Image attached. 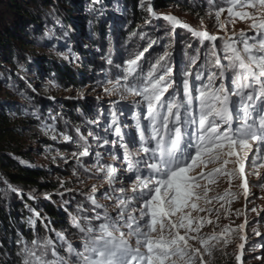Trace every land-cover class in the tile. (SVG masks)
I'll list each match as a JSON object with an SVG mask.
<instances>
[{
	"label": "snow or ice",
	"instance_id": "1",
	"mask_svg": "<svg viewBox=\"0 0 264 264\" xmlns=\"http://www.w3.org/2000/svg\"><path fill=\"white\" fill-rule=\"evenodd\" d=\"M143 3L141 0L142 6ZM222 3L225 7L213 5V8L218 27L225 31L224 36L192 29L172 14L162 16L174 31L177 27L188 29L194 37L200 38L201 43L213 42L210 66L202 68L194 79L191 68L183 72L182 95L175 90L173 68L161 65L168 53L151 64L146 75L142 74L138 62L147 49L126 60L125 75L115 81L109 80L110 87L103 89L105 94L118 95L120 100L126 94L136 98L131 103L139 109L134 113V119L140 146L133 152L129 144H121L125 149L127 171L131 174L126 179H131L132 175L135 179L130 186L131 195L117 198L115 218L105 212L103 217L96 215L74 221L84 235V251L75 252L78 264H210L217 243L227 245L230 242L228 234L235 229L225 225L219 234L213 232L202 236L200 231L204 222L212 221L207 217H194L191 212L213 211L201 207L197 203L200 200L208 205L215 199L224 200L225 196L236 198L230 190L224 195L208 196V184L214 183L216 176L227 177L229 184L238 176L239 187L247 199L245 162L250 160L254 167H264L260 162V153L264 152V0H222ZM148 11L153 18H161L151 5ZM225 11L233 20L248 21L256 35L248 36L243 30L229 35L226 24L233 20L221 19ZM217 41L223 42V58L218 54ZM196 59L198 57L193 58L192 63ZM222 59L227 63H222ZM202 76L207 77V83ZM226 79L231 80L230 85H226ZM170 88L175 90V95L169 93ZM111 126L123 141L115 113ZM52 139H56L55 135ZM70 139V136H64L65 141ZM254 147L255 158L250 156ZM87 155V148L79 152V156ZM233 157L235 159H231ZM209 164L216 166L209 169ZM229 164L234 167L227 168ZM97 171L105 174L109 186L113 184L117 173L115 167L107 164ZM256 175L264 179L259 171ZM201 180L205 183L201 184ZM8 187L12 189L11 185ZM96 192L93 185L88 199L96 207H102L95 200ZM120 192L124 194L125 190L121 188ZM134 201L141 202L138 216L128 211ZM227 211L225 209V215ZM236 214L240 215V210L237 209ZM93 219L101 222L93 224ZM82 220H87L89 226L81 227ZM246 224L247 219L238 225L239 230L243 231ZM60 238L65 239L62 235ZM240 239L245 237L241 235ZM190 240L197 241L200 247H194ZM32 244L33 248L22 250L26 253L23 264H66L63 258L57 257L50 239H45L43 244L33 240ZM50 247L52 260L47 258ZM238 248L243 250L244 244H239ZM72 251L69 244V252ZM235 259L239 262L241 255L237 254Z\"/></svg>",
	"mask_w": 264,
	"mask_h": 264
},
{
	"label": "rangeland",
	"instance_id": "2",
	"mask_svg": "<svg viewBox=\"0 0 264 264\" xmlns=\"http://www.w3.org/2000/svg\"><path fill=\"white\" fill-rule=\"evenodd\" d=\"M145 1L147 0H144V3H146ZM106 2L109 5L105 8L106 13H103L102 5ZM187 3L197 5L199 12L196 14L184 10L183 6ZM213 5L217 8L225 7L222 0H175L161 10L153 8L161 18H153L151 13L147 14L146 19L142 21L143 24L140 23L139 25L138 23L139 26L131 32V35L127 34V30L135 24L132 25L133 19L129 16L131 3L128 0H103L98 5L96 3L97 14H92L90 20L84 16L82 9H74L75 13L71 16L77 24L72 35L76 39L75 45L77 46H73L71 49H68V47L52 49V52L47 50V53L54 55L53 58L64 67L63 70L71 69L74 72L75 69L79 68L85 76L79 75V71L77 72L78 86L58 83L54 79L48 80L43 75L40 76L39 80L37 78H33V80L37 85L40 84L39 88L42 94L52 97V99L87 97L89 102L86 114L79 115L77 124L72 125V123L67 122L64 114L66 107L54 103L51 107L49 105L42 106L40 110L39 108H23L27 114L30 112V121L27 119L26 122L18 124L21 126L19 139L22 147L29 153V161L24 160L23 163L25 165L28 163L32 167L48 172L51 182H55L58 187L57 193L65 194L78 191L82 194L80 195L82 203L74 204L77 210L74 209L72 215L66 212L68 215L67 224L76 228L74 222L76 219L82 217L94 218L96 215L103 217L105 212L115 218L117 215V198L123 199L125 196L131 195L130 186L135 176L132 175L131 179H126L131 174L127 171V162L124 160L125 149L121 147V144H129L133 152L139 148L140 137L136 131L134 119V113L139 109L131 103L133 99H136L131 95L126 94L124 99L120 100L118 95L105 94L103 89L110 87L107 82L109 80L115 81L124 76L126 68L124 62L147 49L142 60L138 62L142 74L146 75L151 64L156 63L160 56L168 53L169 55L165 61L161 62V65L164 68H173L175 90H178L182 95L183 72L191 68L193 70L192 78L194 79L202 68L209 67L212 59L213 42L205 41L201 43L200 38L194 37L188 29L177 27L174 31L173 26L162 16L172 14L183 23L190 25L192 29L206 30L210 34L224 36L225 31L218 27ZM141 6V0H138L137 9ZM84 9L90 10L91 7L86 6ZM94 19H97L99 26L100 22L105 24L103 32L100 33L99 27L96 29L92 27L91 22ZM221 19L233 20V18L227 16L226 11L221 14ZM146 21L148 22L146 23ZM226 29L229 35L233 32L239 33L241 30L248 36L256 35L255 30L250 28L249 22L242 21L239 18H234L233 22L227 23ZM86 32L90 38L83 35ZM90 39L92 41H89ZM216 43L218 54L223 58V42L217 41ZM195 57H198V59L195 63H192V59ZM109 60L111 63H109ZM222 63L226 64L227 61L222 59ZM68 76L72 77V73L68 72ZM201 79L207 83L206 76H202ZM225 83L230 85L231 80L226 79ZM197 86H199L198 82ZM175 90L170 88L169 93L175 95ZM165 95L167 96L168 93ZM113 101H118V103H113ZM48 108L50 109L48 110ZM74 112L78 114V109H75ZM113 113L117 115L118 121H120L123 141L116 135L115 128L111 126ZM52 128H54V131L51 130ZM150 134L151 129L148 132V135ZM53 135L56 139H52ZM65 135L70 136L71 139L65 141ZM105 140H108L109 143L105 144ZM112 141H116V143L114 144ZM85 148L88 149V155L79 156V152ZM74 153L76 156L73 155ZM250 156L255 158V147ZM260 162L264 163V152L260 153ZM107 164H111L117 169L116 178L111 186L105 181V174L97 171L98 168ZM214 166L216 165L209 164L208 168L211 169ZM226 167L232 168L234 165L229 164ZM195 171H199V169ZM257 171L264 175V167H254L250 160L245 162V178L249 189L247 199H245L243 190L239 187L240 180L238 176L231 180V184H229L227 177L216 176L214 177L215 182L208 184L210 189L208 196L224 195L226 190H230L236 198L225 196L224 200L215 199L208 205L200 200L197 203L201 207L212 208L213 211L197 212L192 210V216L207 217L212 221L211 223L204 222L200 231L202 236H207L213 232L219 234L225 225L235 229V231L228 234L230 242L227 245L217 243V246L213 249L210 264H264V187H261V185H264V179L256 175ZM192 174H195V172ZM200 183L204 184L205 181L201 180ZM93 185L97 188L95 200L102 207H96L88 199ZM121 188L125 190L124 194L120 192ZM140 203V201L132 202L128 211L134 212L138 216ZM221 204L224 205L223 208H221ZM253 208L256 209L255 212L252 211ZM216 209H219V211H216ZM225 209H228L227 215H225ZM237 209L240 210V215L236 214ZM36 213L32 212L26 219L33 229L35 223H30V221L38 218ZM39 219L43 220L40 216ZM245 219H247V224L241 231L238 225L244 223ZM99 222L101 221L93 219V224ZM45 226L49 227L50 225L45 223ZM87 226H89L88 221L82 220L81 227ZM59 230L61 228L51 229V236L48 238H43L35 233L31 243L25 242L23 244L22 242L21 250L18 252L23 254L21 256L22 264L26 256V253L22 250L33 248V240L37 241L38 244H43L45 239L52 241L57 257L63 258L66 264H78L75 252L84 251V235L81 233L80 228H76L73 234L68 235L70 240H62L60 235L64 236V232L60 233ZM181 232L183 233V230ZM257 232H259V235L256 234ZM241 235L245 237L244 240L240 239ZM132 243L134 246V239ZM189 243L194 247H200L197 241L190 240ZM241 243L244 244L243 250L238 248ZM69 244L72 245L73 249L71 253L69 252ZM51 252L52 248L50 247L47 256L49 260L54 259ZM237 254L241 255L239 262L235 259ZM208 259V256L205 255V260Z\"/></svg>",
	"mask_w": 264,
	"mask_h": 264
},
{
	"label": "trees",
	"instance_id": "3",
	"mask_svg": "<svg viewBox=\"0 0 264 264\" xmlns=\"http://www.w3.org/2000/svg\"><path fill=\"white\" fill-rule=\"evenodd\" d=\"M100 1L103 0H0V264H22L23 254L18 253L21 243H31L35 233L48 238L51 229L61 228L59 231L64 232V240H67L69 234L79 229L67 224L66 212L72 215L74 209L77 210L74 204L82 203V194L78 191L57 193L58 187L51 182L48 172L23 163L24 160L29 161V153L22 147L19 139L21 126L18 124L26 122L31 116L23 108L40 110L42 106L51 107L54 103L66 107L64 114L72 125L77 124L79 115L86 114L87 97L52 99L42 94L40 84L37 85L33 78L39 80L43 75L48 80L78 86L77 72L84 75L81 69L74 72L63 70L64 67L49 52L77 46L72 35L77 24L71 16L75 13L74 9H82L84 16L90 20L92 14H97L95 5ZM128 1L131 3L129 16L133 19L132 25L135 24L127 30V34L131 35L150 13L149 5L161 10L175 0H147L139 9L138 0ZM107 5L108 2L102 5L103 13H106ZM86 6L91 9L85 10ZM183 8L196 14L199 12L197 5L190 3ZM92 21V27H99L100 33L103 32L105 24L100 22L99 26L97 19ZM83 35L90 38L87 32ZM68 72L72 73V77L68 76ZM75 109H78V114ZM32 212H38L34 229L26 220ZM45 223L50 226H45Z\"/></svg>",
	"mask_w": 264,
	"mask_h": 264
}]
</instances>
